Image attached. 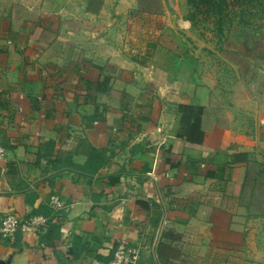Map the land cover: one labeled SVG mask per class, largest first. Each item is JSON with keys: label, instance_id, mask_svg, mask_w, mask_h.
Here are the masks:
<instances>
[{"label": "crops", "instance_id": "0c3cea01", "mask_svg": "<svg viewBox=\"0 0 264 264\" xmlns=\"http://www.w3.org/2000/svg\"><path fill=\"white\" fill-rule=\"evenodd\" d=\"M41 1L0 0V229L14 212L47 230H0V259L109 264L127 243L141 264H264V86L106 35L104 3Z\"/></svg>", "mask_w": 264, "mask_h": 264}, {"label": "rangeland", "instance_id": "374dc122", "mask_svg": "<svg viewBox=\"0 0 264 264\" xmlns=\"http://www.w3.org/2000/svg\"><path fill=\"white\" fill-rule=\"evenodd\" d=\"M69 1L42 0V10L50 13L55 6L58 8L53 11L60 9L59 5H66V9L89 6L94 10L100 2L104 3L103 19L107 24L115 17L121 19L117 29L105 25L106 35L116 31L124 41L132 38L134 42L140 36L153 38L158 40L161 50L175 55L196 56L212 83L231 88L232 92L241 96L246 91L251 95V90L252 93L258 92L259 96L262 91L264 0H255L250 4L230 0V7L223 16L208 13L211 6L204 5L200 0L193 3L190 0ZM127 45L129 47L128 42ZM256 173L254 168L250 175Z\"/></svg>", "mask_w": 264, "mask_h": 264}, {"label": "built area", "instance_id": "2783aa9c", "mask_svg": "<svg viewBox=\"0 0 264 264\" xmlns=\"http://www.w3.org/2000/svg\"><path fill=\"white\" fill-rule=\"evenodd\" d=\"M2 155L3 149L0 148V156ZM50 205L54 210L63 208V203L57 196L51 197ZM47 222L48 220L44 216L22 218L14 212H9L3 219L0 230L4 237L14 240L19 231L36 234L45 232L47 230ZM109 264H141L140 249L127 243H121L115 250Z\"/></svg>", "mask_w": 264, "mask_h": 264}, {"label": "trees", "instance_id": "16d2710c", "mask_svg": "<svg viewBox=\"0 0 264 264\" xmlns=\"http://www.w3.org/2000/svg\"><path fill=\"white\" fill-rule=\"evenodd\" d=\"M193 1L196 0H190L191 3H193ZM200 1L206 6L207 5L211 6L210 10L208 11V13H210L211 15L214 14V15L223 16L224 13L230 7V0H200ZM254 1L255 0H235V2H237L238 4H250V3H254ZM222 21H223V17L220 18V23H222Z\"/></svg>", "mask_w": 264, "mask_h": 264}, {"label": "water", "instance_id": "95a60500", "mask_svg": "<svg viewBox=\"0 0 264 264\" xmlns=\"http://www.w3.org/2000/svg\"><path fill=\"white\" fill-rule=\"evenodd\" d=\"M0 264H10V259L9 258L7 260L0 259Z\"/></svg>", "mask_w": 264, "mask_h": 264}]
</instances>
